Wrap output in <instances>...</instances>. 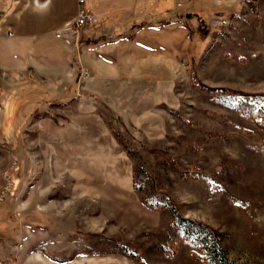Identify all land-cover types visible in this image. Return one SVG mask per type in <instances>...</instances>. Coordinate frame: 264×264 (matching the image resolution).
<instances>
[{"label":"rangeland","instance_id":"rangeland-1","mask_svg":"<svg viewBox=\"0 0 264 264\" xmlns=\"http://www.w3.org/2000/svg\"><path fill=\"white\" fill-rule=\"evenodd\" d=\"M197 5L143 40L174 58L139 74L172 82L164 104L127 119L95 100L78 121L52 105L11 144L20 121L0 99V264H204L171 203L228 260L264 264V132L207 91L264 95V0Z\"/></svg>","mask_w":264,"mask_h":264},{"label":"crops","instance_id":"crops-1","mask_svg":"<svg viewBox=\"0 0 264 264\" xmlns=\"http://www.w3.org/2000/svg\"><path fill=\"white\" fill-rule=\"evenodd\" d=\"M78 1L0 0V99L9 119L20 121L11 144L52 105H68L75 112L71 120L78 121L93 118L95 100L127 119L166 103L172 82L139 74L155 71L157 56L169 61L164 65L171 73L174 58L151 52L146 35L169 23L187 25L191 8H197L193 15L201 14L198 3L216 8L249 0ZM79 9L100 23L67 29ZM1 115L0 108V131Z\"/></svg>","mask_w":264,"mask_h":264},{"label":"trees","instance_id":"trees-1","mask_svg":"<svg viewBox=\"0 0 264 264\" xmlns=\"http://www.w3.org/2000/svg\"><path fill=\"white\" fill-rule=\"evenodd\" d=\"M199 21L198 29H200ZM213 93H228L229 96L224 98L231 109L245 121L251 122L257 129L264 132V95H253L242 92L227 91L224 89L210 90ZM128 155L130 152L127 150ZM135 189H140L137 185L136 175L133 177ZM5 203L4 196L0 198V205ZM143 204L153 209H163L165 206ZM170 211L173 214V219L176 227L180 230L182 237L195 246H199L205 255L204 264H236L228 260L221 252L218 240L220 234L216 233L211 228L189 219L183 218L175 206L170 205Z\"/></svg>","mask_w":264,"mask_h":264},{"label":"built area","instance_id":"built-area-1","mask_svg":"<svg viewBox=\"0 0 264 264\" xmlns=\"http://www.w3.org/2000/svg\"><path fill=\"white\" fill-rule=\"evenodd\" d=\"M79 5L83 4V0H79L78 1ZM100 23V21L94 17L92 14L88 13L85 10L79 9L75 18V21L73 24H69L67 27V29H71L72 27H75V29L79 30V29H83L87 26H94V25H98ZM85 75H87L85 73Z\"/></svg>","mask_w":264,"mask_h":264}]
</instances>
